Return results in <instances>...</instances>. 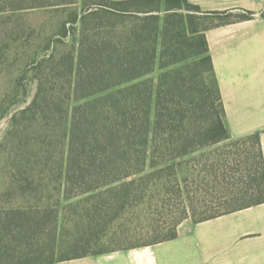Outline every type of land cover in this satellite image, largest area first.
<instances>
[{
    "label": "trees",
    "instance_id": "16d2710c",
    "mask_svg": "<svg viewBox=\"0 0 264 264\" xmlns=\"http://www.w3.org/2000/svg\"><path fill=\"white\" fill-rule=\"evenodd\" d=\"M20 1L0 0L1 67L10 40L33 49L37 30L19 13L55 5ZM243 11L204 10L190 0H81L51 25L0 89V120L11 115L13 127L36 133L26 169L12 172L18 185L6 192L31 191L35 202L0 207V264H57L166 242L187 219L197 224L264 203L261 133L233 137L207 37L254 19ZM107 15H128L132 24L119 31ZM91 29L102 37L91 40ZM57 135L56 153L48 149ZM191 175L200 200L190 194ZM48 184L54 194L45 195ZM132 208H142L141 222L120 234L150 239L97 248Z\"/></svg>",
    "mask_w": 264,
    "mask_h": 264
},
{
    "label": "crops",
    "instance_id": "0c3cea01",
    "mask_svg": "<svg viewBox=\"0 0 264 264\" xmlns=\"http://www.w3.org/2000/svg\"><path fill=\"white\" fill-rule=\"evenodd\" d=\"M190 1L210 11L264 9V0ZM254 20L211 29L207 37L231 133L237 138L260 132L264 152V74L260 78L242 63L228 42L237 26ZM57 264H264V203L197 224L187 219L174 240Z\"/></svg>",
    "mask_w": 264,
    "mask_h": 264
},
{
    "label": "rangeland",
    "instance_id": "374dc122",
    "mask_svg": "<svg viewBox=\"0 0 264 264\" xmlns=\"http://www.w3.org/2000/svg\"><path fill=\"white\" fill-rule=\"evenodd\" d=\"M70 1L71 0H21L18 3L26 7L29 3L32 6L40 2L55 5H52V7L47 8L34 7L29 10L21 11L19 13V15L23 14V16H19L17 19L22 20V22H25L24 24L26 25H32L37 30L35 34L31 35V39L33 38V40L29 41L30 44L34 43L31 44L33 49L30 51L28 50V48L24 47L25 44H23V41H21L24 39H20L19 41H15L12 39L8 42L9 46L6 47V52L4 51L6 57H8V61L2 67L0 66V89L1 85L3 83H7L12 78V75L15 74L17 69L22 65V63L27 60L28 54H34V47L36 45H41L44 37H46L48 34L47 30L51 29V25L54 24L56 28L58 26V22H61L67 18L70 8L76 9L78 7H81V0H79V3L76 5L70 3ZM57 4H61L60 7ZM92 9H95V7H93ZM56 10H59L60 12H57ZM234 12L242 14L244 11L237 10ZM263 12L264 9L255 12V20L237 26L236 33L228 39V42L230 43L231 47H234L233 50L241 54V62H248V65H250L248 68L252 69L253 71L255 70V73H257V75H261L260 78H262V75L264 74V15H262ZM92 20L93 19H91V21ZM104 22L117 23V25L119 26V31L127 30L132 24L131 17H128V15L115 17L107 15L104 19ZM96 32V29H91L89 31L91 40H95L98 37H102L99 34L97 35ZM78 33L79 40L80 32ZM248 57L250 58L247 59ZM158 72L159 69L157 70L156 74ZM257 83H259V81ZM10 117L11 115L0 120V207L4 205L30 206L35 202L33 192L28 191L26 194H21L19 190L15 189L14 192H11V196L9 197L6 196V192L7 188L10 185V182L14 183L15 186L18 185L17 181L20 180L19 175H14L12 172L15 171L17 168H22L24 166L26 169V163L24 162L23 158L28 157L26 152H28L30 155V151L34 150L32 149V143L34 141L32 139L30 140V137L31 135H36V133L35 130H28L27 133H25V124H21L19 127H13L12 123L10 122ZM20 133L21 137H19ZM60 138L61 137L57 135L56 139L48 150H55V152L57 153V151L59 150V146L57 147L56 142ZM28 164L29 163H27V165ZM28 167L32 171V173H36L37 170H32L30 164L28 165ZM34 168L38 169V166H35ZM49 169V167H46L44 171L48 172ZM196 178L197 176L193 175H191L189 178V187L191 190L190 194L200 200L203 198V192L201 193L200 191H195L198 182H194L193 180ZM192 190H194L195 192H192ZM50 194H54V192L52 185L49 187L48 184V189L45 191V195ZM141 210L142 208H132L130 211L123 214L122 217L118 218L111 226V230L114 231L115 229H117L118 234L109 240L104 239L103 244L97 246V248L133 245L135 243L143 242L145 240L150 239V235L148 234H139L137 236H123L120 234L122 228L127 229L134 226L136 227L140 224L141 217L144 215V212H142Z\"/></svg>",
    "mask_w": 264,
    "mask_h": 264
}]
</instances>
